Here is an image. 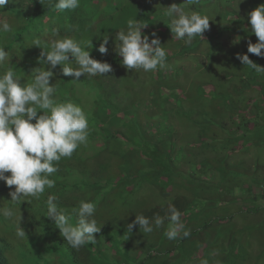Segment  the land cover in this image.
I'll use <instances>...</instances> for the list:
<instances>
[{
    "label": "trees",
    "instance_id": "16d2710c",
    "mask_svg": "<svg viewBox=\"0 0 264 264\" xmlns=\"http://www.w3.org/2000/svg\"><path fill=\"white\" fill-rule=\"evenodd\" d=\"M175 1L80 0V6L77 9L62 13V22L65 23L64 31L77 42L87 39L85 49L90 51L92 58L107 62L112 67H122L120 64H122L123 58L116 51L113 53V50L116 49L113 44L107 46V54H102L98 50L103 41L104 33L110 31L111 28L98 30L96 24H90L89 17L98 15L106 19L108 14L105 13V9L112 8L113 11H116L115 5H118L121 22H119L118 30L115 33L117 35L119 30L126 29V22L129 18H137L148 23L152 20V12L155 10V6L170 7L175 4L173 3ZM105 2L107 5L103 8ZM234 2L235 0H200L198 5H185L186 11L195 10L213 19V46L217 45L220 49L219 62L221 59L227 60L222 58L223 53L226 52L229 57L228 51H234L237 43L243 41L244 38L251 39L254 43L258 42L251 24L248 23L250 18L246 19L245 13L238 8L235 9L232 6ZM210 4H220L219 9L213 7L211 11L208 8ZM260 5H264V0H251V10ZM230 6L232 10H228ZM54 11L55 9L51 8L49 4H38L34 8L29 7L24 16L35 18L43 14H51ZM52 16L55 19H60L61 15ZM210 29L211 26L205 31ZM163 35H170V33ZM224 36H226L225 40L221 41ZM116 43L119 42L116 41ZM179 43L182 44L181 41ZM194 45L196 42L192 41L186 47L192 49ZM249 58L260 67L264 63L262 56L251 54ZM72 65L73 68L77 66L75 59L70 56L69 66ZM244 66L246 74H243V78L245 77L250 82L246 85L253 87L254 84H257L262 88L258 87L257 89L264 93V73H257L245 64ZM58 70L50 78V85H56L53 98L55 100L57 98L58 102H75L76 97L81 95L78 94L81 90H77L85 87H88L90 91H98L117 99L119 87H121V91L125 87L123 78L120 77L116 80L111 72L104 76L91 78L82 75L78 81H75L72 76L60 75L61 67H58ZM125 82L129 84L127 78H125ZM27 83L29 82H25V84ZM117 85L118 89H116ZM110 108L100 113L101 123H107L108 130L115 128V125L108 121V117L119 114L116 108L114 109L113 106ZM239 115L242 114L239 113ZM256 119L250 121H255L254 124L244 122L243 125H238L237 132L233 131L234 135L232 133L231 138H229V142L233 145L231 154L241 153L244 149L254 147L257 151L261 150L264 155V126L260 125ZM249 125H253V127L250 128ZM93 129L95 132L89 135L88 146H80L71 158L63 160L57 174L55 173V187L46 188L39 200L27 197L19 203L13 204L10 201L9 191L4 190L5 182L0 181V200L5 201L3 207L12 206L20 218V220L15 221L0 216V230L5 229L6 233L11 234L15 227H9L8 223L17 222L18 226L24 217L26 220V225H23L24 223L21 225L26 236L23 239L18 238L19 241L25 243L20 244L13 239L14 244L10 247L8 245L2 246L4 240H0V248L6 256L0 254V264H201V261L205 259L208 260L209 264H264V162L261 160V156H259L260 162L257 163L254 170L246 166L236 169L224 157L217 158L216 164H213V170L219 173L223 183L230 178L228 181L231 182L228 183V189L231 193L240 188L247 195L244 197L246 203L244 206H240V211L243 212L242 216L232 211L229 204L214 205L213 203V209H209L210 206L208 207L207 204H195L194 201L186 202L180 210L183 225L181 234L184 229L190 230L191 234L187 238L169 240L164 235L169 223L166 216L161 228L154 226V217L156 216L154 213H162L165 209V206L161 204H158V209H156L157 204L150 205L145 212V215L151 218L150 221L153 222L154 231L152 233H143L142 230L127 232V224L119 223L122 221L120 211H118L119 216L115 219L105 217L103 210L100 211L113 202L111 195L114 194L121 196L123 207L128 204L123 197H128L135 191V187L132 185L133 175L137 170L135 164L137 150L134 148L127 151L125 141L110 139L118 138L117 135L108 136V139L102 140V145L99 146L100 141L96 138L101 136L105 126L101 127L96 123ZM131 141L136 142L135 140ZM115 155H119L123 159V164L119 163L118 168L126 171V176L118 175L117 178H113L110 175L114 160H116ZM156 169L155 171L158 172L163 171L162 164H157ZM258 169H263L260 179L256 177ZM62 172L63 174L60 176ZM251 173L253 175H250ZM243 176H247V178L241 179ZM48 195H55L58 198V206L69 210V212L81 200L94 202L93 218L96 219L97 224L99 221L101 224L104 220L109 219L104 226L98 224V227L105 231V235L102 232L96 233L95 244H99L105 237L104 240L108 239L112 243L110 247L103 241L100 243L101 248L91 251L88 249L94 245L91 243L82 246L79 250L71 248L65 238L60 235V231L55 227L54 222L44 216L47 210L45 202ZM235 200L238 201L239 199L235 198ZM134 207L133 205V209ZM128 214L130 216L126 218L134 217L133 211ZM159 216L162 217L160 214ZM237 217L241 221L236 219ZM76 220V216L73 215L72 222L74 224ZM190 221H195L196 224L190 225ZM241 223L243 225H240ZM151 234L153 238H150ZM134 241L137 242L136 245H133ZM7 254L9 255L7 256Z\"/></svg>",
    "mask_w": 264,
    "mask_h": 264
},
{
    "label": "clouds",
    "instance_id": "9594fccd",
    "mask_svg": "<svg viewBox=\"0 0 264 264\" xmlns=\"http://www.w3.org/2000/svg\"><path fill=\"white\" fill-rule=\"evenodd\" d=\"M199 2L185 0L182 5L173 4L166 8L165 15L170 18L168 25L174 34L173 39L190 45L194 38L202 37V33L209 28L210 18L207 15L195 10L186 11L183 7L198 5ZM38 4H49L55 11L35 18L24 16L29 7L34 8ZM79 6L80 0H0V181L5 182L4 190L9 191L13 204L27 197L39 200L46 188L55 187V173L63 160L71 158L80 146H88L90 128L83 107L71 101L58 102L56 97V100L53 98L56 85H50V78L59 71L58 67H61L60 75L72 76L75 81L82 75L91 78L112 71L109 63L92 58L90 51L85 49L87 39L77 42L64 31L62 13ZM57 14L61 15L60 19L53 18L52 15ZM248 15L258 38L255 44L249 42L248 53L264 56V5ZM146 27L147 22L129 18L126 29L119 30L115 37L119 42L115 50L123 58L122 65L128 70L143 69L149 72L158 67H167L165 48L161 47L155 32L149 41V36L142 33ZM108 43L109 36L104 35L98 49L100 53L107 54ZM70 56L75 59V68L69 66ZM237 59L255 72L264 73V67L255 64L248 54H237ZM91 92L95 94L91 106L94 126L96 123L105 126L101 133L105 139L117 135L118 132H113L115 128L108 130L107 123L103 122L102 126L100 119V113L108 109V96L94 90ZM114 104V100L109 102L110 107ZM39 110H43V114L38 115ZM57 199L55 195H48L44 216L54 222L67 244L76 250L89 243L95 244V234L101 228L93 218L94 202L81 200L69 212L58 206ZM3 202L0 200V216L20 220L18 212L12 206L3 207ZM73 215L77 218L75 224L72 222ZM181 216L175 205L169 203L166 215L169 223L164 232L167 239L190 236L188 229H184L181 234ZM24 219L18 226L17 222H12L15 225L8 223L9 227H15L11 234L6 233L5 229L0 230V240H4L2 246L12 247L13 239L20 244L25 243L18 240L26 236L21 227L23 223L26 225ZM164 221V217L156 215L155 228H161ZM137 224L143 233L154 231L149 218L136 215L135 220L127 225V232L132 233ZM0 254L4 255L1 248ZM201 264L209 262L205 259Z\"/></svg>",
    "mask_w": 264,
    "mask_h": 264
},
{
    "label": "rangeland",
    "instance_id": "374dc122",
    "mask_svg": "<svg viewBox=\"0 0 264 264\" xmlns=\"http://www.w3.org/2000/svg\"><path fill=\"white\" fill-rule=\"evenodd\" d=\"M184 2L185 0H176L173 3L182 5ZM106 5L107 2L102 7ZM250 5L251 0H242L241 3L235 0L232 4L235 9L238 8L246 14V19H249L248 14L252 11ZM115 6L116 11L112 8L105 9V13L108 14L106 19L103 16L91 15L89 20H91L90 24H96L98 30L110 27L111 30L104 33L109 36L111 43L107 46L113 44L116 47L115 33L121 22V16L118 5ZM219 6L220 4H210L208 8L212 11L213 7L219 9ZM167 7L155 6L152 20L142 29V33L149 36V41L153 38L151 35L153 32L160 39L161 47L165 48L167 53V67L144 72L143 69L128 70L120 64L122 67L113 66L111 71V75L116 80L123 78L125 87L122 91L119 87L117 99L107 97L108 109H111L109 102L114 100L113 107L119 113L108 117V121L115 125L113 132H118V138L110 139L125 141L127 151L136 148L137 170L133 175L132 185L135 191L130 196L123 197L128 204L123 207L121 196L114 194L111 195L113 202L100 211L103 210L105 217L113 219L120 213L122 221L119 219L118 222L123 225L132 223L136 214L149 218L145 212L153 204H157L156 209L159 208L158 204L165 206L162 213H154L162 217L167 215L169 203L180 211L184 203L193 201L195 204H207L208 207L210 206L209 209H213V203L214 205L229 204L232 211L242 216L240 206L246 203L244 197L247 195L240 188L231 193L228 189L230 178L223 183L219 173L213 170V164L217 158L224 157L236 169L246 166L254 170L260 162L259 156L264 162L262 151H257L254 147L244 149L241 153L231 154L233 145L229 142L231 134L234 135L239 129L238 125H243L244 122L248 124L257 118V122L264 126V93L257 89L260 87L257 84L253 87L246 85L250 83L245 77L243 78L246 68L237 59V54L250 56L248 44L255 43L248 38L236 42L235 50L228 51L229 57L226 52L223 53L222 58L227 60L221 59L219 62L220 49L217 45L213 46V19L207 15L210 18L211 29L204 31L202 37L194 38L193 42H196V45L188 49L186 47L188 45L182 40L173 39L174 34L171 35L172 31L169 32L170 18L165 15ZM183 7L186 10V6ZM228 10H232L231 6ZM168 33L170 35H163ZM225 38L226 36L221 41ZM180 41L182 44L179 43ZM115 51L113 50V53ZM262 57L264 61V56ZM261 67H264V63ZM125 78L128 79L129 84H126ZM86 89L77 90H81L78 94L87 93V95L76 97L73 103L83 107L91 135L95 132L91 115V106L94 104L92 96L95 94ZM239 113L242 115L240 116ZM41 114L43 110H39L38 115ZM254 122L250 123L254 124ZM252 127L253 125L250 126ZM96 140L100 141L98 145L101 146L102 140L107 139L98 136ZM115 159L110 175L113 178H117L118 175L126 176L127 172L118 168L119 163L123 164V159L119 155H115ZM159 163L163 167L161 172L155 171ZM62 174L63 172L60 176ZM262 174L263 169H258L256 177L260 179ZM246 178L247 176H243L241 179ZM235 198L239 200L236 201ZM131 211L134 217L126 218L130 216L128 213ZM236 219L241 221L239 217ZM107 221L109 219L101 224L99 221L98 224L104 226ZM193 224L196 222L190 221V225ZM133 230L139 231L140 226L135 225ZM100 232L105 235L103 229ZM151 237L153 238L152 234ZM104 238L99 244L88 247L89 251L101 248L100 243L103 241L110 247L112 243ZM135 243L137 242L134 241L133 245Z\"/></svg>",
    "mask_w": 264,
    "mask_h": 264
}]
</instances>
